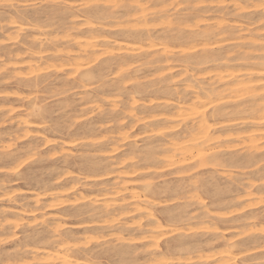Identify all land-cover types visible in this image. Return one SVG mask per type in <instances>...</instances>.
<instances>
[{"label": "rangeland", "instance_id": "rangeland-1", "mask_svg": "<svg viewBox=\"0 0 264 264\" xmlns=\"http://www.w3.org/2000/svg\"><path fill=\"white\" fill-rule=\"evenodd\" d=\"M0 264H264V0H2Z\"/></svg>", "mask_w": 264, "mask_h": 264}, {"label": "snow or ice", "instance_id": "snow-or-ice-1", "mask_svg": "<svg viewBox=\"0 0 264 264\" xmlns=\"http://www.w3.org/2000/svg\"><path fill=\"white\" fill-rule=\"evenodd\" d=\"M0 3H2V0H0Z\"/></svg>", "mask_w": 264, "mask_h": 264}, {"label": "bare ground", "instance_id": "bare-ground-1", "mask_svg": "<svg viewBox=\"0 0 264 264\" xmlns=\"http://www.w3.org/2000/svg\"><path fill=\"white\" fill-rule=\"evenodd\" d=\"M192 156H194V155H192ZM192 156H191V157H192ZM64 244H65V243H64ZM76 262H77V261H76Z\"/></svg>", "mask_w": 264, "mask_h": 264}]
</instances>
